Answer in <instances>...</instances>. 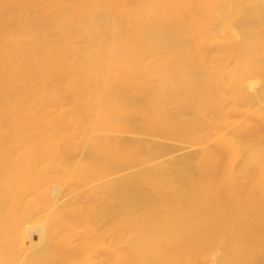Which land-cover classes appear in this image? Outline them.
Here are the masks:
<instances>
[{
	"label": "bare ground",
	"instance_id": "1",
	"mask_svg": "<svg viewBox=\"0 0 264 264\" xmlns=\"http://www.w3.org/2000/svg\"><path fill=\"white\" fill-rule=\"evenodd\" d=\"M0 264H264V0H0Z\"/></svg>",
	"mask_w": 264,
	"mask_h": 264
},
{
	"label": "rangeland",
	"instance_id": "2",
	"mask_svg": "<svg viewBox=\"0 0 264 264\" xmlns=\"http://www.w3.org/2000/svg\"><path fill=\"white\" fill-rule=\"evenodd\" d=\"M234 115L233 114H230L229 118L232 120L234 119ZM211 131H215V128L214 127H211L209 128ZM137 139L140 140V142L144 145L147 144V146H145L143 148V150H147V147L149 144L153 143V142H156V143H159L161 144L162 146L168 148V153L164 154V155H161L159 156L158 158H156L153 163H156V162H173L174 160H176L177 158H180V157H195L197 156L201 149L204 148V147H210L211 144L210 143H205V144H202V145H190L186 142H180V141H177V140H173L171 139L170 137H167V136H146V135H139V136H136ZM143 168L142 166H138L137 168L135 169H132V170H124L122 173L123 174H126V173H130L134 170H137V169H141ZM242 181V180H241ZM142 200H145V201H150L152 200V194H151V191L146 189L144 191V194L140 197Z\"/></svg>",
	"mask_w": 264,
	"mask_h": 264
}]
</instances>
